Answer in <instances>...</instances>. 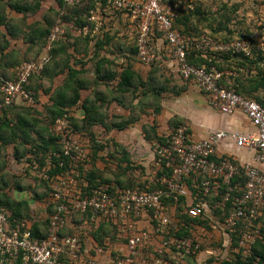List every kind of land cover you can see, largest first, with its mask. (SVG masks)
I'll return each instance as SVG.
<instances>
[{"label": "built area", "instance_id": "obj_1", "mask_svg": "<svg viewBox=\"0 0 264 264\" xmlns=\"http://www.w3.org/2000/svg\"><path fill=\"white\" fill-rule=\"evenodd\" d=\"M62 1L76 7L86 0ZM93 5L84 15L85 25L73 27L77 36L94 39L101 32L102 16H125L141 63L151 66L163 53L184 80L193 82L205 94L212 109L228 116L242 113L253 131L239 134L219 130L207 138L192 140L186 127L180 125L169 134L168 146L153 144L156 166L160 169L165 162L170 170V176L158 179L160 188L115 189L109 184L89 188L88 150L69 133V115L64 114L55 120L50 132L59 137L61 146V151L52 156L67 158L68 166L62 174L50 176L47 168L42 173L50 189L47 202L52 206L47 235L42 239L34 237L27 221H10L9 212L0 208V264L18 259L20 264H174L175 254L192 256L199 244L191 235L178 233L185 229L191 234L195 223L187 225L171 215L166 203L168 198L179 201L187 180L193 199L181 215L192 221H207L209 226L215 223L214 227L228 234L232 257H250L256 242L264 240V106L227 89L221 84L224 74L216 68L187 61L191 51L246 54L250 43L216 44L209 38H185L175 27L173 15L163 7V0H93ZM65 34L63 25L54 26L47 39V52L54 44L65 41ZM48 62L46 53L22 62L11 79L0 76V110L33 106L30 80L40 76ZM224 141L251 152V161L243 163L230 156H218L217 147ZM63 166L61 160L59 167ZM80 216L89 230L101 224L115 226L126 238L127 253L106 259L105 248L110 240L106 237L102 245L93 248V255L84 258L85 233L75 224ZM143 217L148 218L152 232L139 228L138 220ZM153 236H160L161 241L155 254L148 256L144 251L152 245Z\"/></svg>", "mask_w": 264, "mask_h": 264}, {"label": "crops", "instance_id": "obj_2", "mask_svg": "<svg viewBox=\"0 0 264 264\" xmlns=\"http://www.w3.org/2000/svg\"><path fill=\"white\" fill-rule=\"evenodd\" d=\"M15 2L19 3V6L24 8H29L30 5L34 3L33 0H0V76L1 77L4 75L3 73H5L6 75L3 77L7 79H11L15 69L22 62L35 60L39 56H42L46 53H48L49 55V62L45 66V68L51 70L53 65L51 60V51L57 50L59 48L58 45L59 43L54 44L50 52H47L46 46H47L48 37L45 39L44 43L40 42L37 39V31L39 29L45 28L47 21L48 22L51 21L53 23V27L56 25H63V28L66 29V34H65V38L67 40L66 42L70 44L66 49L65 55L63 54L54 55V62H62L63 60L66 59V55H67L69 56L68 65L73 70L84 71V73L80 76V78L85 81L88 87L87 89L81 90V99L82 100L86 98L90 100H93L95 98L99 99L97 101V104L101 106L102 113L105 115V117L108 118L105 120L107 124L116 120L113 118V116L120 117L122 118V120H125L133 115L131 110L127 108L128 106H125V103H123L124 101L130 103L129 95L131 93H132L131 103L133 105L135 106L137 105L138 107L145 106L144 104L145 99L140 96H136L135 92H137V90L138 93L143 91L141 87H139L138 89L135 88L137 86L136 80L134 81L132 79V81H130L132 85L131 88H129L128 92L119 93L117 91V85L118 82H120V75L125 70H128L129 72L131 71L132 73L133 72L137 73L139 79L143 83L147 82L150 79L153 80L158 86L155 73L159 69V67L157 69L156 67L153 66L146 67L145 65H142L143 68L142 70H146L147 72L149 71V73L148 74L145 73V77H143L140 73L136 71L133 64L130 63V57L128 58L127 63L125 65L116 64L119 63L118 61L120 60V57H118L116 54L120 52L121 54L122 53L125 54V52H127L132 57L136 58V55L133 56L131 51L135 48L134 45H132V41H131L133 36L132 28L129 20L125 16L120 14H116V15L108 14L102 16L101 32L96 38L91 39L89 37H85V36L80 37L76 35V33L73 30V27H80V26H77V24L75 23L76 16L72 17L70 14H68L70 8H68V6L66 5L60 8L55 0H44L40 3L39 9H37L36 11H27V12L19 13L11 9L10 7L11 5L15 4ZM112 22L114 23L116 22L117 25L111 26L110 24ZM83 25H85V22ZM105 35H107L110 38V44L108 46H104L102 48L96 49L95 43L97 42V40L104 39ZM84 38H88L89 40L87 46L84 45V41L82 40ZM103 57L108 59L112 63L103 65L101 69L102 71L101 73L103 74L104 70L105 72L110 70L112 73L115 74V77L109 81L106 80L105 78H103L102 80H98V78L96 77L95 68L99 60H101V58ZM93 58L95 59L93 60ZM86 59L89 60V63L93 61L92 72L95 74V78L94 80H91V82H89V80L84 77V74H86V72L89 71V68H87L88 63ZM172 65L173 64L170 61V66L173 71ZM161 66L164 65H160V67ZM67 72H68L67 69H65L63 73H60L55 77H52L51 80H49L48 78H44L51 83V87L53 86L52 92L47 93V91H45V93L49 94L47 99L48 101L50 96H52L54 92L57 90V88H59L62 85V83L65 81L67 77ZM59 77L61 78V82L58 83L57 79ZM173 78L175 79L173 82L164 79L163 83L165 84V86H163L164 84L159 85L164 88V92H161L160 95L157 97L159 98L160 101L159 113H155L154 111V116H160L161 119L163 118L159 123L156 120H152L151 123H149L150 125L149 124L144 125L145 122H143L141 124V127H139V129L135 128L134 126L136 125L137 122L140 121L139 120L141 119L140 117L145 115L144 113L139 112L138 114L139 117L132 116V119H134L133 123H131L127 128H125L122 131H117L116 129H113L109 132H106L101 126H95V127H100L102 129L104 135H106L105 136L106 139L111 137L110 135H112L113 131L123 133L121 135H124V137L127 136L132 137L136 134L141 138L140 140H138L139 143L144 145L147 144L149 146L150 145L152 146V144L146 141L144 138L145 129L147 132L151 126H155L156 134L158 136H162L159 131L160 124L163 125V123L165 122L167 128L169 129L170 126L172 125V122L185 126L187 129V133L189 134L192 140H201L207 138L210 134L219 130L234 132L239 134L253 131L252 125L249 123V121L242 113L237 112L234 115L228 116L215 111L209 106L205 94L193 82L181 79L176 74L173 75ZM166 85H171V86L167 87ZM107 87L112 88L111 92L113 93L111 96L106 97L101 94V90H99V88L106 89ZM33 88L37 92V90L42 89V86L40 84L37 85V83H35V86ZM126 95L128 97H126ZM119 98L121 99L119 100ZM47 105H49V103ZM112 108L115 111L114 112L115 114L109 113L110 110H112ZM73 110H77L80 112L79 113L80 116L78 118H76L75 112H73ZM45 114L46 113H44L43 116ZM0 115H2V113H0ZM68 115L71 118L80 121L83 118V111L80 108V104L77 105L76 107L69 109ZM32 117L39 118L38 116H32ZM133 127L135 128L136 131L135 134L133 132L134 131ZM34 131H38V129L34 128L31 130V134L33 136H35ZM87 137L89 141L87 140L86 147L88 150H93L91 139L89 138L88 135ZM96 142L98 143L97 140ZM110 142L111 143L113 142L114 148L118 149L120 146L124 147L123 145H121L122 143H120V139L110 140ZM15 144L19 146L21 152H23L25 148H29L28 145L26 144L23 145L22 142L19 140H17ZM9 148L12 149V156H13V152H14L13 145L8 144L6 146H3V144L0 141L1 192L13 198L16 201H27L29 204V212H30L31 204L29 203L28 198L30 196V198L33 201L35 200L34 198L31 197L33 191H29L27 188L24 187V185L20 184L14 179H13L14 180L13 183L9 184L7 178L3 176L4 173L9 169L6 166L7 163L5 164L6 160H4L3 151ZM105 149H106V145L104 146L102 151H104ZM125 150L128 151L126 148ZM217 155L230 156L237 162H243V163L251 161L252 159L251 152L245 149H239L235 147L234 143L231 141L222 142L217 147ZM25 157L28 159L30 155L25 154L18 162L20 163L23 162ZM95 167L96 169L98 168L97 163L95 164ZM180 198L182 199L180 206H182L183 203L185 205L188 204L193 199V191L191 190L190 184L188 183L186 184L185 188L182 190V195ZM170 207H171L170 214L176 213L177 211L176 207L173 205ZM83 220L84 218L80 216L76 220L75 224L82 230V232L85 233V245H84V253H83L84 258L93 255V248L98 245L97 242L94 240L93 236L89 234V232L91 231L92 232L96 231L97 234L101 236H105V238L108 237L110 239L105 248L106 259L114 258L115 256L125 255L127 253L126 238L124 234H121L115 226L100 225L92 230H89L85 224H82ZM25 221H27L28 225L32 227L34 221L31 220L30 221L25 220ZM197 224L198 223H195V228L192 229V232L194 231L193 232L194 236L195 233L206 235L209 245L204 250L199 251L197 254H193V256H183V255L175 254L174 262L178 261L180 264H202V263L204 264L209 259H214L215 261L216 260L222 261V263L224 261H230L232 255L230 253L228 246V239H229L228 234H225L221 232L220 229L214 227L215 223H213L212 224L213 226H210L207 229L202 227V225H197ZM138 226L141 229H145L149 232H152V226L148 218L143 217L139 219ZM160 241H161L160 236H156L152 240L151 246L153 247V249L159 247ZM10 264H15V262H11Z\"/></svg>", "mask_w": 264, "mask_h": 264}, {"label": "trees", "instance_id": "obj_3", "mask_svg": "<svg viewBox=\"0 0 264 264\" xmlns=\"http://www.w3.org/2000/svg\"><path fill=\"white\" fill-rule=\"evenodd\" d=\"M44 0H33V4L30 5L29 8H24L19 6V3L15 2V4L11 5V9L15 10L16 12H27V11H36L39 9L40 3ZM60 8L64 6V3L62 0H55ZM93 0H86L82 5L76 6V7H68L70 8V11L68 14H70L72 17L76 16V24L77 26H83L84 22L86 23V20L84 18V15L88 13V11L93 8ZM181 20H177V24L183 25L185 27L184 31L180 32L185 38H188L185 36V33L187 34H194L193 30L189 28L187 25L186 17L179 18ZM175 27L177 26L174 22ZM53 28V23L51 21L46 22V26L43 29H39L37 31V39L44 43L45 39L49 36L50 30ZM81 37V36H80ZM203 38V37H202ZM191 39V38H188ZM198 39V38H196ZM210 39V38H209ZM84 41V45L87 46L89 43L88 38L82 39ZM213 40V39H211ZM65 41L59 42V48L57 50L51 51V60H52V68L51 70L48 68H45L41 75L39 76L40 80L44 78H48L49 80L52 79V77H55L59 75L60 73H63L65 69H67V77L65 81L62 83V85L57 88V90L54 92L52 96L49 98V105L44 107V112L46 113L45 116H43L42 119L36 118V117H27L28 115L25 113L20 112H14L15 109H19L20 107H28V106H13L9 108H4L0 110V141L3 144V146H6L8 144L13 145L14 152L13 156L17 161H20L21 158L26 154L30 155V157L27 159L28 164L36 163L39 166L42 167V169L47 168V173L50 176L56 175V174H62L65 171V168L68 166V159L65 157H61V159H57L54 156H52L53 153H58L61 151V146L59 145V137L53 135L50 132V128L55 122L56 119L62 117L64 114L69 113V109L76 107L80 104V108L83 111V118L79 120H75L74 118H71L69 116V122L71 124V129H69L70 133H87L89 138L91 139L93 150H92V156L94 160L97 158V153L103 150L104 146L101 144H98L96 140L94 139V133L93 128L95 126H101L104 131L109 132L113 129H116L117 131H122L125 128H127L131 123H133L134 119L132 117H128V119L122 120L120 117L113 116L115 121H112L111 123L107 124L105 122L107 117L102 113L101 106L97 104V101L99 99L95 98L93 100L90 99H81V90L87 89V85L83 79L80 78V76L84 73L83 70H73L68 65V57L66 55V59L62 62H54V55L55 54H63L65 55L66 49L70 44H68ZM78 41V40H77ZM76 43V42H75ZM110 44V38L105 35L104 39L97 40L95 43V47L102 48L104 46H108ZM134 49L131 50L133 56L137 54V48L136 43L133 44ZM76 46V44H75ZM77 51V50H76ZM233 59V63L237 64V67H242L247 70V74H238V76H229L225 72V66L229 67L228 60ZM253 60L249 58L243 57L241 59L240 55L236 54H223V53H216L213 51H208V53L203 54L199 51H191L187 55V61L191 65L195 66H206L207 68L214 67L216 70H218L220 73H223V77L221 79V84L224 85L227 89H232L235 91V93L241 95L244 98L251 99L256 101L257 103L264 106V54L258 53L256 56H254ZM96 58V55H95ZM93 58V60L95 59ZM112 62H110L106 58H101L99 62L97 63V66L95 68L96 77L98 80H102L105 78L106 80H111L115 77V74L112 73L110 70L106 71L104 70V76L101 73V69L103 65H107ZM102 75V76H101ZM3 77V76H2ZM33 78V77H32ZM31 78V79H32ZM7 79V78H5ZM132 79L137 81V86L135 87L138 89L141 87L142 90L146 87L147 90L153 93L154 97H158L161 92H164V88L161 86H157L156 83L153 80H148L147 82L143 83L140 79L137 73L129 72L128 70H125L120 75V82H118L117 85V91L119 93H126L128 92L129 88H131V82ZM152 79V78H151ZM31 90V86L29 87ZM34 92H36L34 90ZM143 95H145V92H143ZM24 112H28V109L25 110L24 108L21 110ZM155 113H159V106L154 109ZM15 113V114H12ZM133 113V112H132ZM11 115L14 119L11 118ZM14 115V116H13ZM172 122V125L170 126V129H172V134L174 130L180 125L177 123ZM38 129V131L35 132V136L31 134L32 129ZM145 140L151 143L152 145L154 143H159L161 146H168V136H158L156 134L155 126H151L149 130L146 132L145 129ZM17 140L21 141L23 145H28L29 148H25L23 152H21L19 146H17L15 143ZM120 152H122V158H118V163L122 165V163H125V168H131L132 164L130 163L129 159L127 158V152L125 149L120 150L117 152L120 156ZM31 159L34 160L31 162ZM63 160L64 166L59 167L60 161ZM49 166V168H48ZM118 167V165H117ZM118 169H120L118 167ZM99 172L96 170L95 166H92V169L88 171L87 173V181L89 183V188L98 187L102 184H108L107 180H103L99 177ZM170 176V170L165 167V162L162 163V166L160 169H158L157 176L158 179L163 176ZM188 184H190V181H186ZM41 183L43 187L50 191L48 187L47 181L41 179ZM115 184L119 187H122L121 181L117 179L115 181ZM133 185V186H132ZM113 186V185H111ZM114 187V186H113ZM125 187V188H124ZM115 189H135L139 188L140 190H145V186L141 184H129L124 185L122 188H116ZM113 188V191H114ZM160 188V184L157 181V185L155 187L150 186V189L148 190H155ZM194 193V192H193ZM50 194V193H49ZM49 195L44 193L35 194L34 199L37 201H47ZM181 198H179V201L175 203L172 199L168 198L166 199V203L169 206H175L177 211V217L180 220H183L187 225L188 223H198V225H202L205 229L209 228L208 222L203 220H189L184 215H181ZM49 213L42 223H36L34 222L31 227V232L34 237L42 239L46 237L47 230L49 226V216L52 213V206L48 204ZM0 208H3L7 210L10 214V221L12 220H27L29 218V204L27 201H16L13 198L9 197L8 195L1 192L0 187ZM264 221V217L261 218ZM101 225H110V224H101ZM100 226V225H99ZM112 226V225H111ZM190 228V227H189ZM92 229H94L92 227ZM91 229V230H92ZM66 233H71L70 230H66ZM90 235L93 236L94 240L97 242L98 245H102L103 240L105 236H101L97 234V232H89ZM190 236V232L188 230L182 229L178 236ZM234 238V235H232ZM193 256V255H192ZM15 264H20V260H16ZM222 264H264V240H258L256 242V245L253 248L252 254L250 257L243 258L238 255L231 258L230 261H224Z\"/></svg>", "mask_w": 264, "mask_h": 264}, {"label": "rangeland", "instance_id": "obj_4", "mask_svg": "<svg viewBox=\"0 0 264 264\" xmlns=\"http://www.w3.org/2000/svg\"><path fill=\"white\" fill-rule=\"evenodd\" d=\"M163 7H165L166 11L170 12L173 15L174 22L177 25L176 28L180 29L181 31H184L185 27L183 25H180L179 23L177 24V20H181L179 19L181 17H186V20L188 21L187 25L190 29L193 30L194 34L185 33V36H189L188 38H191V40L202 39V37L210 38L213 39L216 44H231L234 42L247 41L250 43V52L246 54L235 53L236 55H240L241 59L243 57H247L253 60L256 54H264V0H163ZM110 25L116 26L117 24L116 22H112ZM131 41L133 45L135 43V38L133 36ZM116 55L120 57V60L118 61L119 63L116 64L125 65L127 63L128 58L130 57V63L133 64L134 68L138 73H140L143 77H145V73H149V71L147 72L146 70H142V65L145 64L141 63L137 56L136 58L132 57L127 52H125V54H121L120 52ZM86 60L89 65H87L89 71L84 74V77L87 78L89 82H91V80H94L95 78V74L92 72L93 61L89 63V60ZM233 61L234 60L231 59L230 56V59L228 60L229 67L225 66V72L227 73V75L238 76V74H247L246 69L242 67H237V64L233 63ZM160 65L164 66L160 67ZM151 66L156 67L157 69L159 67V69L155 73L158 86L164 84V79L173 82L175 80L173 78L174 74H176L179 78L183 79L174 67H172V71L170 66V58L163 55V53L158 54L157 61L154 62V64H152ZM3 74V76L6 75L5 73ZM39 78V76H34L30 80V86L32 88L35 86V83H37V85L40 84L42 86V89L37 90V92H34V90L32 89V92L34 93V105L28 107H20L19 109L17 108L14 110L15 113L20 112L21 114H27V117L38 116L40 119L43 118V114L45 113L44 107L47 106V104L49 103V101L47 100L49 94L47 93L53 91V86L51 87V83L48 80H40ZM57 80L58 83L61 82L60 77ZM163 86H165V84ZM166 86L170 87L171 85ZM111 89L112 88L108 87L106 89L99 88V90H101V94L106 97L112 95L113 92H111ZM45 91H47V93H45ZM143 92H145V95H143ZM135 93L136 96H140L145 99V106L138 107L137 105H133L131 103L132 93L129 95L130 103H127V101L123 102L125 103V106H128L127 108H129L131 112H133L132 116L139 117V112L145 114L144 116L140 117V121L137 122L134 127L139 129L143 122H145L144 125H147L151 123L152 120H156L159 123L163 118L161 119L160 116H154V108L160 105L159 98H155L153 93L147 90L146 87L142 92L138 93L137 90V92ZM126 97L128 96L126 95ZM120 99L121 98H119V100ZM23 108L25 110L28 109V112L21 111ZM73 112H75L76 118L80 116L79 111L73 110ZM114 112L115 111L112 108L109 113L115 114ZM15 113L12 112V114ZM11 118L14 119L12 115ZM135 128L133 131L134 134L136 132ZM159 131L162 136H168L172 132V129L167 128L165 122L163 123V125L160 124ZM93 132L95 134L94 139L97 140L99 144H102L104 146L106 145V149L104 151L97 153V158L95 160L92 156V150H88L86 147V142L88 140L87 134L84 132L75 134L69 132L88 150L87 164L89 167V171L92 169V166H95V164L97 163L99 177L103 180H107V183L109 185H113L116 188H122L124 185L129 184L130 182L131 184H134L136 186L137 184L144 185L145 190L150 189V186L155 187L157 185L158 167L156 166L155 150L153 145L149 146L147 144L144 145L139 143L138 140H140L141 138L136 134V136L134 135L132 137H124V135H121L123 133L113 131L112 135H110L111 137L106 139V135H104L100 127H94ZM119 139L120 143H122L121 145H123L124 147L120 146L118 149L114 148L113 142L111 143L110 140ZM123 148H126L128 150L126 151L128 153L127 158L132 164V167L128 169L125 168V163H122V165L118 163V158H122V152H120V156L119 154H117V152H119ZM3 157L4 160H6L5 164L7 163L6 166L9 168L3 176L7 178L9 184H12L15 180L20 184L24 185V187L27 188L29 191H33V193L35 192L34 194H31L32 198L35 197L34 195L36 193L40 194L45 192L49 195L50 191H47L41 183L42 173L44 170L41 166H39L35 162L32 164H28L26 157L21 163L16 161V159L12 156L11 148L3 151ZM32 161L34 160L31 159V162ZM117 165L120 169H118ZM117 179L121 181L122 184L120 185H122V187H119L115 184V181ZM28 201L31 205L29 212L30 219L27 220H31L36 223H42L43 221H45L50 208L48 206V202L46 200L33 201L30 196L28 198ZM183 205L185 206L184 203L182 204V206H180L182 211L184 207ZM171 215L175 217L177 213H173ZM193 232L191 233V236L195 239L198 244H200V246L198 247V251L195 252V254H197L199 251L204 250L209 244L206 235L195 233L194 236ZM153 237L155 238L156 236ZM196 242L194 244H196ZM155 252L156 251L153 249V247L149 246L144 251V254L148 256H153ZM10 263L11 262H8L7 264ZM174 264L180 263L177 261L174 262ZM204 264H222V261H215L214 259H209Z\"/></svg>", "mask_w": 264, "mask_h": 264}]
</instances>
